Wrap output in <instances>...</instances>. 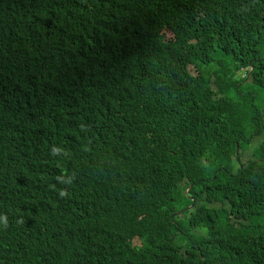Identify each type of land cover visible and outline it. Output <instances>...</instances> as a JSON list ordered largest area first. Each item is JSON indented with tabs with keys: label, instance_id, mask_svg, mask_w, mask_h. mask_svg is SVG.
Listing matches in <instances>:
<instances>
[{
	"label": "trees",
	"instance_id": "obj_1",
	"mask_svg": "<svg viewBox=\"0 0 264 264\" xmlns=\"http://www.w3.org/2000/svg\"><path fill=\"white\" fill-rule=\"evenodd\" d=\"M181 7L204 19L180 35L198 76L160 35ZM124 22L152 25L126 43L160 58L168 100L132 68L93 80ZM260 91L264 0H0V264H264Z\"/></svg>",
	"mask_w": 264,
	"mask_h": 264
},
{
	"label": "clouds",
	"instance_id": "obj_2",
	"mask_svg": "<svg viewBox=\"0 0 264 264\" xmlns=\"http://www.w3.org/2000/svg\"><path fill=\"white\" fill-rule=\"evenodd\" d=\"M136 6L140 7L142 6V4H137ZM198 9L199 7H181L175 9L168 19L167 31L165 33L160 32V35L165 40H167L176 51L178 55V63L188 65L189 72L194 76H198L200 70L207 69L205 64L206 55L202 59H196L200 60L199 67H196V65L194 64L189 65L190 59L193 58H191L188 55V52L184 48H182L180 35L191 29L200 28L204 19L198 13ZM114 15L117 16L116 14ZM212 18L221 23V27L219 29L220 31L229 30L227 29L231 20L229 14L222 15L218 13L215 14ZM116 20H114V22ZM241 29L242 23H240L236 27V30H238L239 32H241ZM134 34L149 37H153L155 35L151 24L142 27L136 23L124 22L118 27L117 34H105L104 36H102L97 59L98 61L103 63V68L106 71V75L99 76L96 73H92V78L93 80H99L98 83L100 84V91L107 88H112L113 90L118 91L124 85L126 72L130 68H132L142 76L146 77L148 86L161 90L164 101H166L174 93V88L171 81L165 75L164 65L156 54L147 50L132 51L127 46L126 39ZM119 53H122V56L114 58V55ZM88 65L94 66L92 64ZM191 67L195 68L197 74L191 72ZM94 88L95 87L92 86L86 93V98L88 100L90 99V93ZM65 99V96H62V101H65ZM63 104L64 103H62V105ZM246 110L248 112H251L252 114L261 113V118L264 120L263 112L256 108L255 103L247 107ZM189 193L190 191H188L186 194L191 199H193ZM209 210L210 204L207 209V214ZM5 218L7 219L8 223L6 229H8V227L12 225V222L9 220V217ZM256 220L258 221V219ZM45 255L53 256V249H50L45 253H40L37 257Z\"/></svg>",
	"mask_w": 264,
	"mask_h": 264
},
{
	"label": "rangeland",
	"instance_id": "obj_3",
	"mask_svg": "<svg viewBox=\"0 0 264 264\" xmlns=\"http://www.w3.org/2000/svg\"><path fill=\"white\" fill-rule=\"evenodd\" d=\"M191 72L194 73V74H197V71L195 70L194 67H191ZM239 76H243V73H241ZM255 106H256L257 109L262 111L263 114H264V93L261 92V91H260V95L257 96L256 102H255ZM261 138H264V136L260 137L259 139H261ZM191 188H192V186H191ZM191 188L189 189V191L191 190ZM189 208H191V206ZM191 218H192V216L188 214V217H181L179 219V221H188Z\"/></svg>",
	"mask_w": 264,
	"mask_h": 264
},
{
	"label": "bare ground",
	"instance_id": "obj_4",
	"mask_svg": "<svg viewBox=\"0 0 264 264\" xmlns=\"http://www.w3.org/2000/svg\"><path fill=\"white\" fill-rule=\"evenodd\" d=\"M94 81L97 82V83L99 82V80H94Z\"/></svg>",
	"mask_w": 264,
	"mask_h": 264
}]
</instances>
